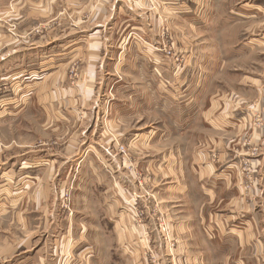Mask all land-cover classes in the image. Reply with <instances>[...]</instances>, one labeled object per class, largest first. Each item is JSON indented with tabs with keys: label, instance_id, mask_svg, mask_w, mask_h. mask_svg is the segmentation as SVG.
Listing matches in <instances>:
<instances>
[{
	"label": "crops",
	"instance_id": "crops-1",
	"mask_svg": "<svg viewBox=\"0 0 264 264\" xmlns=\"http://www.w3.org/2000/svg\"><path fill=\"white\" fill-rule=\"evenodd\" d=\"M162 17L183 55L176 71L156 45ZM130 46L163 65L164 124L147 133V73L125 68ZM258 52L264 0H0V263L264 264V69L236 73L237 92L204 80ZM19 123L27 149L14 161ZM75 186L86 193L67 217Z\"/></svg>",
	"mask_w": 264,
	"mask_h": 264
},
{
	"label": "rangeland",
	"instance_id": "rangeland-1",
	"mask_svg": "<svg viewBox=\"0 0 264 264\" xmlns=\"http://www.w3.org/2000/svg\"><path fill=\"white\" fill-rule=\"evenodd\" d=\"M195 17H196V15H194V18ZM224 18H227V16L221 17V21H223ZM228 18L230 19V16H228ZM253 19H254L253 20L254 22L257 21V20H255V17ZM193 21L196 22L195 19H193ZM161 23L163 24V26L161 27L162 30H161L160 35H159L160 41H157L158 43L156 44V45H160V48H159L160 51H158V52L160 53V57L162 56L163 59H167L170 61L171 67H173L172 71H176L182 65V62H183L182 56L183 55L179 53L180 51L178 49L180 48V46L177 47L172 42V40L170 38V33L168 32V28L164 25L165 22L163 21V17L161 18ZM208 34H213V33L212 32L206 33L207 39L211 38ZM176 35L179 37V32ZM253 35H255V32L253 33ZM166 41H168V43ZM173 45L175 46V48L173 47ZM130 47L132 49L129 50L128 51L129 53L126 54L125 68H127L128 70H133V68H134L135 70H141V72L147 73V77L145 79L139 80V86L141 89L140 95L142 96V100H143L144 105H142V108H141V112H142L141 119L139 118L140 119L139 120L138 118H136V120H135V123L139 120V123L142 126L141 130L144 131L145 133H147L150 126L155 127V126H160V125L164 124L162 121L164 120L163 101L165 98V96H164L165 93H163L164 90H160V88L157 87V84H159L163 81L162 79L160 80V78L162 77V74H161L162 73V67L161 66H163V65H160L159 63L158 64L154 63L153 58L151 56L144 55V54L138 52L134 46H130ZM135 49H136V51H135ZM260 55H261L260 52L254 53L253 57L247 61L241 60V62H239V63L233 62V63H230V65L229 64L226 65L224 73H222V74L220 73V75L215 79L212 78L211 74H208L206 72V78L204 79L206 81V88L208 90H210V92L212 91L214 93L215 92L223 93L225 91H228V92L236 91L237 92V90L242 91L243 86L241 85L242 84L241 80H240L241 78H237L235 76V74L239 73L240 75H242L245 72V73H250V75H253V76L260 75L259 71L261 72V70L264 69V57H259ZM133 64L135 65L134 67H133ZM188 67L190 69L192 68V70L194 72L198 71L195 63H191ZM209 67H213V64H209ZM234 70L236 72H234ZM260 76H259V78H261ZM255 78L256 77H254L253 79H255ZM255 81L256 80H254V82ZM262 81H264V79ZM232 94H234V93H232ZM211 96H212V94L209 97L211 98ZM144 97H146L147 99L145 100ZM108 98H111V100L108 103H112V104H115V103L120 104L121 103L117 99V95L116 96L115 95H113V96L109 95ZM149 102L151 104H149ZM155 102H156V104H154ZM160 108H163V109L160 110ZM179 115H180V112H179ZM21 126H22L21 123L13 125V128L11 130V135H12V138L14 141V143L12 144L13 149H12V153H11L13 155L12 160L18 159L22 153V150L26 151V149H27L25 147H23V148L21 147V142H22L21 137H22V134H25V133H22V127ZM161 127L164 128L163 126H161ZM32 129H33L32 126L29 125L30 136L33 135L32 133H34V131ZM34 144L35 143H33V145ZM39 145L44 146L43 144H39ZM74 178L75 177L72 178V181L74 180ZM71 188H72V186H71ZM73 188H74L73 190H70V189L64 190L63 194H62L61 210L63 211V213L66 212V214L68 215V216L66 215L67 217L73 216L71 209H75V207L73 206L74 202L76 200L77 201L82 200L85 196V193H86L85 191H83L79 187L75 186ZM144 193H143V196H145V198L150 197L151 199L154 200L152 193L147 192V191H145ZM133 196H135V200H134ZM140 197H141V195L139 193L137 195L135 193H132V196L127 198V201H131V202L136 201L135 205H134L135 213L133 214L131 212L132 216L134 218V221L136 223H141L142 218H143V213H142L143 210L141 211L139 204H137V200H139ZM153 202L155 203V201H153ZM132 205L133 204H131V206ZM134 210H133V212H134ZM153 211L157 216V218H156L157 223H158L157 227H158V230H159L160 235H161V240L165 244V247L167 246V243L169 244V246H172V244H173L172 233L169 229V226L167 227L164 214H162L159 211V207H158V209H155V204L153 207ZM38 215H41V212H39ZM77 218L80 219L81 217L79 215H77ZM81 221H84V219L82 218ZM77 224H80V222H77ZM82 224L83 223L81 222L80 225H82ZM162 224H165V227H166L165 231L161 230ZM41 226H42V224H41ZM2 228H6L7 230H10V232L13 231L12 227H9L8 225H6ZM30 230L33 231V233L35 232V234H37L36 225L34 226V228H32ZM42 230L43 229H40L39 233H42ZM13 235L15 238H18V239L21 238L19 236L20 233L18 231H14ZM31 242H32V239H31ZM32 246H28V249H30ZM75 258H76L75 254H74V257H72V258H65V256H64L61 258L60 264H63V263L71 264L72 261L73 262L76 261ZM113 261H115V259H113ZM109 263L112 264L113 262H109ZM0 264H3V263H0Z\"/></svg>",
	"mask_w": 264,
	"mask_h": 264
},
{
	"label": "built area",
	"instance_id": "built-area-1",
	"mask_svg": "<svg viewBox=\"0 0 264 264\" xmlns=\"http://www.w3.org/2000/svg\"><path fill=\"white\" fill-rule=\"evenodd\" d=\"M170 54V53H169ZM119 149H120V151L121 152H124V148L122 147V146H120L119 147ZM134 200H135V196H134ZM134 205H135V202L133 203V205L131 206V207H133V209H131V207L128 205V208L130 209V211L134 214L135 213V207H134ZM133 210H134V212H133ZM165 229H166V227H165V224H162V226H161V230L162 231H165ZM168 233V232H167Z\"/></svg>",
	"mask_w": 264,
	"mask_h": 264
},
{
	"label": "bare ground",
	"instance_id": "bare-ground-1",
	"mask_svg": "<svg viewBox=\"0 0 264 264\" xmlns=\"http://www.w3.org/2000/svg\"><path fill=\"white\" fill-rule=\"evenodd\" d=\"M133 198H134V196H133Z\"/></svg>",
	"mask_w": 264,
	"mask_h": 264
}]
</instances>
